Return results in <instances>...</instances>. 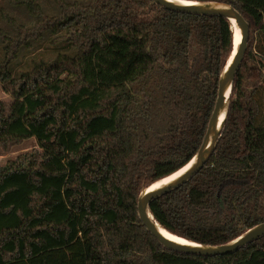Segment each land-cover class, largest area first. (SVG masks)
<instances>
[{"label":"trees","instance_id":"16d2710c","mask_svg":"<svg viewBox=\"0 0 264 264\" xmlns=\"http://www.w3.org/2000/svg\"><path fill=\"white\" fill-rule=\"evenodd\" d=\"M39 0L31 23L3 10L0 146L38 147L0 166V264H264V237L234 253L166 248L138 214L143 190L201 147L220 76L234 51L231 21L152 0ZM230 4L250 24L214 153L191 179L150 203L169 232L221 245L264 222V0ZM48 41L20 67L23 51Z\"/></svg>","mask_w":264,"mask_h":264},{"label":"water","instance_id":"95a60500","mask_svg":"<svg viewBox=\"0 0 264 264\" xmlns=\"http://www.w3.org/2000/svg\"><path fill=\"white\" fill-rule=\"evenodd\" d=\"M152 1L175 11L202 14V15L224 16L228 18L231 21V23L236 22L241 27L240 40L237 49L235 50V38H234V51L220 76L219 89H218L215 108L210 118L203 143L199 148V150L197 151V153L194 155V157L185 166L182 167L184 168L188 166V169L176 179L167 182L157 188L149 190V188L154 183L151 184L149 187L143 190V192L140 194L138 199V214L140 219L146 226L147 230L151 234H153L159 240V242L163 244L166 248L174 251L184 252L188 254L202 255V256L231 254L236 252L240 248L246 246L247 244L264 237V222L255 225L254 227L247 230L240 237L226 244H221V245L202 244L195 241H191L189 239L187 240H189L191 243L184 244L174 241L166 237L164 234H162V232L158 228V224L160 223L155 219L154 215L150 210V203L157 197L161 196L162 194H165L181 186L189 179H191L196 173H198L201 170V168L205 165V163L214 153L219 138L221 136L225 120L228 116L230 95L232 92L234 80L237 72L241 68L246 50L248 48V42L250 38V24L239 10H237L232 5L226 3L213 2V1L203 2V1H195V0H187L190 2H183V3L175 2L172 0H152ZM223 114L224 117L222 120H220ZM182 168H180L179 170H181ZM147 209H149L152 217L147 213ZM166 231L169 232L168 230Z\"/></svg>","mask_w":264,"mask_h":264},{"label":"rangeland","instance_id":"374dc122","mask_svg":"<svg viewBox=\"0 0 264 264\" xmlns=\"http://www.w3.org/2000/svg\"><path fill=\"white\" fill-rule=\"evenodd\" d=\"M45 11L49 14L55 13L56 9L52 0H39ZM5 10L14 17L18 22L31 23V16L23 6H13L9 3V0H0V28L14 31V28L9 25L2 17V12ZM39 50L32 52L31 54L27 51H23L17 64L22 67L26 65L28 61H31L32 57H38L41 53L45 52L46 54L43 58L51 59L53 57L52 49L55 47L53 44H49L48 41H44L40 44ZM3 52L1 50L0 42V59L2 58ZM12 96L10 93L5 91L4 85L0 82V102L10 103ZM38 147V143L35 137L26 139L17 144H12L8 147L0 146V166L7 163L9 160L15 159L18 155L23 152L32 150L33 148Z\"/></svg>","mask_w":264,"mask_h":264},{"label":"bare ground","instance_id":"6f19581e","mask_svg":"<svg viewBox=\"0 0 264 264\" xmlns=\"http://www.w3.org/2000/svg\"><path fill=\"white\" fill-rule=\"evenodd\" d=\"M172 1H175V2H179V3H183V2H190V1H187V0H184V1H181V0H172ZM232 28L234 30V38H235V50L237 49V46H238V43H239V40H240V30H241V27L239 24H237L236 22H232ZM224 117V114L221 116L220 120H222ZM188 169V166L182 168L181 170L177 171L176 173L172 174L171 176H168L162 180H159L157 181L156 183H154L150 188L149 190H152L154 188H157L167 182H170L174 179H176L177 177L181 176L186 170ZM147 213L151 216L150 214V211L149 209H147ZM152 217V216H151ZM158 228L160 229V231L162 232V234H164L166 237L174 240V241H177V242H180V243H184V244H190L191 242L185 238H182L181 236H177L176 234H172L171 232H167L163 227H161L160 224H158Z\"/></svg>","mask_w":264,"mask_h":264}]
</instances>
